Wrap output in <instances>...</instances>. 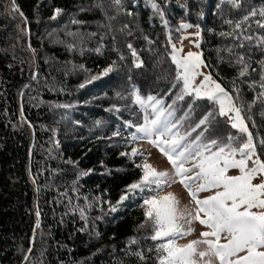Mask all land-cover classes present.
Masks as SVG:
<instances>
[{"label": "trees", "instance_id": "trees-1", "mask_svg": "<svg viewBox=\"0 0 264 264\" xmlns=\"http://www.w3.org/2000/svg\"><path fill=\"white\" fill-rule=\"evenodd\" d=\"M14 4L15 10L13 0H0V264H160L157 245L166 241L151 239L144 205L156 192H127L143 174L142 155H131L143 140L132 141V125L143 123L145 111L135 94L172 104L182 83L166 95L177 76L170 44L183 17L200 28L203 60L242 107L264 160V45L258 43L264 28L257 24L264 23V0ZM238 54L249 65L243 77ZM109 66L113 71L104 75ZM191 103L187 96L178 101L175 119ZM212 108L218 106L206 98L197 101L180 132ZM229 135L246 139L219 117L208 138L227 143Z\"/></svg>", "mask_w": 264, "mask_h": 264}, {"label": "snow or ice", "instance_id": "snow-or-ice-1", "mask_svg": "<svg viewBox=\"0 0 264 264\" xmlns=\"http://www.w3.org/2000/svg\"><path fill=\"white\" fill-rule=\"evenodd\" d=\"M115 2L119 4L120 0ZM153 7L159 10L155 3ZM236 7L240 5L237 4ZM12 9L15 10L14 0ZM56 12L58 14L60 9H56ZM249 15L255 16V10ZM259 15L264 17V9ZM248 18L249 16H244L243 20L247 21ZM257 24L264 28V23L257 21ZM179 27L189 28L192 25L181 24ZM235 27L240 28L241 24L237 23ZM195 35L199 36L200 33ZM244 39L251 41L253 38L245 36ZM258 43L264 45V37ZM128 47L132 49L131 44ZM239 47L243 48L244 45L241 43ZM173 50L177 51L175 45ZM132 54L136 55L134 49ZM172 58L177 65V76L166 95L182 83L180 91L176 93L172 104H167L166 107L163 98L148 95L145 99L137 92L135 103L145 111L143 123L132 125L136 132L131 137L132 141L145 139L158 148L167 158L171 169L157 170L146 161L137 165L142 168L143 174L139 181L128 185L127 192H158L178 182L191 197L190 203L194 205V209L189 205L181 208L180 198L171 192L163 196L149 195L144 199V205L147 206L145 216L153 222L155 233L151 239L166 241L157 245V251L162 253L160 264H264V160L256 152L253 135L241 114L242 107L236 106L233 97L213 80L211 74L200 71L206 65H203L199 54L188 52L186 57L178 58L173 55ZM120 59L123 60L124 57L121 56ZM248 59H251V55ZM236 63L243 66L239 75L245 76L249 65L245 63L244 54L236 56ZM260 63L264 66V61ZM136 67H140V64L137 63ZM111 71L113 67L109 66L103 74ZM197 76L203 78L197 82ZM96 79L99 77H92V80ZM261 81L260 86L264 88V74L261 75ZM186 96L191 98L192 103L183 116L175 119L174 105L178 101L183 102ZM204 98L218 108L207 111L194 127L182 134L180 128L183 123L189 119L197 101ZM149 107L151 114L148 112ZM231 113L234 116H230ZM219 117H227L231 127L246 134V139L231 135L226 138L227 143L220 138L209 139L208 134L212 132ZM193 133H197L194 138ZM261 145L264 146V140ZM142 154L141 149L133 148L131 151L132 156ZM186 164L190 166L186 167ZM229 169H238L239 174L229 175ZM206 191H212V194L200 199L199 193ZM120 199L123 201L126 195H122ZM196 221L205 225L208 230L200 232L198 238L183 245L177 244L178 238L195 231L192 225Z\"/></svg>", "mask_w": 264, "mask_h": 264}, {"label": "rangeland", "instance_id": "rangeland-1", "mask_svg": "<svg viewBox=\"0 0 264 264\" xmlns=\"http://www.w3.org/2000/svg\"><path fill=\"white\" fill-rule=\"evenodd\" d=\"M181 24H190V23L186 19H184L183 17H181L179 19V24H178L177 30L179 31L180 36L177 40L172 41L170 44L171 60L173 61V58H172L173 55H176L178 58H181V57H186L188 52H193V53L199 54L201 60L203 61V65H206L204 60H203L202 51L200 48V36H201V34L199 36L195 35V33H197V32L200 33V31H201L200 28L198 26H193L192 24H190V25H192V27L180 28L179 26ZM173 45H175V49L177 50L175 52L173 50ZM173 63L177 67V65L174 61H173ZM200 71L203 73H206V74H211L207 66L206 67L202 66ZM202 78H203L202 76H197L196 77L197 82H199ZM212 78L217 83H219L221 85V87L227 92V90L223 87L221 82H219L213 75H212ZM229 115L234 116V113H231ZM134 148L142 150V153H143L142 157H141L142 158V164L146 161L147 163L152 164L153 167L157 168V170H161V171L165 170V169H168V170L171 169V166H170L169 162L167 161V158L164 157L162 155V153H160L158 148L151 145L147 140H145V139L138 140L136 145L134 146ZM131 151H132V149H131ZM237 158H239V153H237ZM185 166L188 167V166H190V164H186ZM249 166H251V164ZM228 174L229 175H238L239 171H238V169H229ZM193 187L195 188L196 185L194 184ZM169 192L174 193L175 195H177L180 198V200H181L180 207L181 208H183L184 205H189V207L194 209V205L190 203L191 197L188 195L187 190L184 189L183 186L181 184H179L178 182L175 184H171L169 187L162 188L161 190L156 192L155 195L163 196ZM211 194H212V191L201 192V193H199V198L203 199L205 196L211 195ZM192 226L194 227L195 231L191 235L178 238L176 240L177 244L183 245V244L187 243L189 240L198 238L200 232L208 230L205 225H201L198 221H196ZM222 242H223V239H222Z\"/></svg>", "mask_w": 264, "mask_h": 264}]
</instances>
